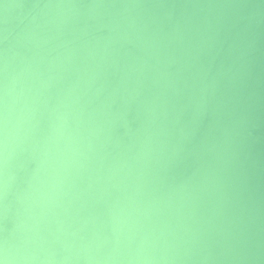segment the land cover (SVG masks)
I'll return each mask as SVG.
<instances>
[{
    "label": "water",
    "instance_id": "obj_1",
    "mask_svg": "<svg viewBox=\"0 0 264 264\" xmlns=\"http://www.w3.org/2000/svg\"><path fill=\"white\" fill-rule=\"evenodd\" d=\"M239 2L0 0V243L13 264H201L220 252L234 215L226 154L166 161L193 74L216 55L207 38L257 11L222 7ZM253 135L252 230L264 241V124Z\"/></svg>",
    "mask_w": 264,
    "mask_h": 264
},
{
    "label": "clouds",
    "instance_id": "obj_2",
    "mask_svg": "<svg viewBox=\"0 0 264 264\" xmlns=\"http://www.w3.org/2000/svg\"><path fill=\"white\" fill-rule=\"evenodd\" d=\"M222 7L257 11L219 22L207 38L208 48L215 49L216 55L223 54L225 60L213 71L216 59L213 55L207 66L201 65L193 74L192 92L187 104L181 108L190 116L182 127L181 141L173 147L166 165H178L189 156L200 161L206 153L218 149L226 154L232 170L229 202L234 215L228 227L222 230L224 244L220 252L209 250L195 258L201 264H264V241H257L252 230L251 185L254 163L251 149L258 139L253 132L264 124V113H261L264 108V70L257 71L259 40L255 32L259 23L257 16L264 12V0H242ZM173 88L177 93L182 91L175 87V82ZM205 121L209 122L207 131L200 143L189 150L186 146L193 143ZM215 133L220 134L219 141ZM20 258L11 252L7 240L0 243V264H13ZM183 258L194 259L192 256Z\"/></svg>",
    "mask_w": 264,
    "mask_h": 264
}]
</instances>
